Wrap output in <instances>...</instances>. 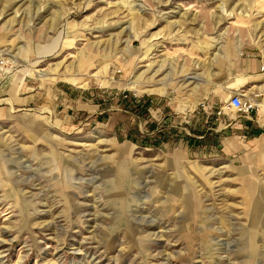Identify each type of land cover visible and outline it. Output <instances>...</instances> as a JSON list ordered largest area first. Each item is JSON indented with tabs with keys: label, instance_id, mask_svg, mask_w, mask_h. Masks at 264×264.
<instances>
[{
	"label": "rangeland",
	"instance_id": "rangeland-1",
	"mask_svg": "<svg viewBox=\"0 0 264 264\" xmlns=\"http://www.w3.org/2000/svg\"><path fill=\"white\" fill-rule=\"evenodd\" d=\"M262 83L264 0H0V264H264Z\"/></svg>",
	"mask_w": 264,
	"mask_h": 264
},
{
	"label": "built area",
	"instance_id": "built-area-1",
	"mask_svg": "<svg viewBox=\"0 0 264 264\" xmlns=\"http://www.w3.org/2000/svg\"><path fill=\"white\" fill-rule=\"evenodd\" d=\"M228 104L236 110L242 111L244 113H250L254 109L256 110L258 104L252 101L250 98L244 97L242 94L234 93L229 97ZM222 110H218L217 114H220Z\"/></svg>",
	"mask_w": 264,
	"mask_h": 264
},
{
	"label": "bare ground",
	"instance_id": "bare-ground-1",
	"mask_svg": "<svg viewBox=\"0 0 264 264\" xmlns=\"http://www.w3.org/2000/svg\"><path fill=\"white\" fill-rule=\"evenodd\" d=\"M197 79V78H196ZM133 83V82H132ZM243 95H245V93H242ZM254 100V99H253ZM258 105H259V110L260 108L263 106V101H260V102H256Z\"/></svg>",
	"mask_w": 264,
	"mask_h": 264
},
{
	"label": "crops",
	"instance_id": "crops-1",
	"mask_svg": "<svg viewBox=\"0 0 264 264\" xmlns=\"http://www.w3.org/2000/svg\"><path fill=\"white\" fill-rule=\"evenodd\" d=\"M249 64H252V62L249 63ZM258 87H259L258 89H262V88H264V83L258 85ZM263 106H264V102H263ZM263 106H262L261 108H263ZM261 108H260V109H261Z\"/></svg>",
	"mask_w": 264,
	"mask_h": 264
}]
</instances>
